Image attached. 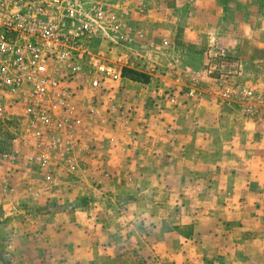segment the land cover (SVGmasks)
Instances as JSON below:
<instances>
[{"label": "crops", "instance_id": "obj_1", "mask_svg": "<svg viewBox=\"0 0 264 264\" xmlns=\"http://www.w3.org/2000/svg\"><path fill=\"white\" fill-rule=\"evenodd\" d=\"M142 2L128 0L125 17L141 66L95 101L82 95L83 143L95 150L80 154L88 171L70 190L61 186L49 222L4 225L18 264L101 255L122 264H264V125L222 101L223 81L205 73L211 53H232L264 92V0ZM128 105L130 120L120 111ZM20 166L3 211L23 201L51 207L59 195Z\"/></svg>", "mask_w": 264, "mask_h": 264}, {"label": "built area", "instance_id": "obj_2", "mask_svg": "<svg viewBox=\"0 0 264 264\" xmlns=\"http://www.w3.org/2000/svg\"><path fill=\"white\" fill-rule=\"evenodd\" d=\"M130 9L128 0H0V208L21 163L46 190L80 170L90 131L82 95L95 101L125 68L141 66ZM218 79L219 97L264 125L256 79L241 65ZM120 111L130 120L136 109Z\"/></svg>", "mask_w": 264, "mask_h": 264}, {"label": "rangeland", "instance_id": "obj_3", "mask_svg": "<svg viewBox=\"0 0 264 264\" xmlns=\"http://www.w3.org/2000/svg\"><path fill=\"white\" fill-rule=\"evenodd\" d=\"M142 3L143 2L141 0L140 6H142ZM129 24H131L130 21H129ZM104 43H105L104 47H107L108 43L107 42H104ZM141 57H142V55L140 54V59H141ZM237 59H239L238 56H236L235 54H232V53H224V52L211 53V55L209 56V62L207 64V67L205 68V73H206V75H209V76L214 77L216 79H218V77L220 76L221 73H224L225 76L226 75H233L234 71L238 67V65H241V63L237 62ZM212 65L216 68L212 69L211 68ZM242 68H243V66H242ZM131 69H134V68H131V67L125 68L124 74H125V72H129ZM210 70H212V72ZM243 70H244V68H243ZM244 72L248 75H253L251 71L244 70ZM124 74H123V76H124ZM138 76L139 77L140 76L146 77L147 74L140 72L138 74ZM257 81L258 80L256 79V83L258 85ZM221 86L222 85H220V87ZM258 87H259V85H258ZM259 89H260V87H259ZM217 91L219 92L220 88H218ZM225 103H229L232 106L235 105L234 103H230V102H225ZM87 152L90 154H93L95 152V150H94V148H92V149H89ZM80 161H81V163H80L81 168L76 174H65V175L62 174L63 176L58 177L59 178V184H56L55 186H53L52 188H50L46 191V192L51 193L52 195H54L55 193L59 195V196H57L58 198L49 196L48 205L53 204L51 207H49V206H45V207L30 206L27 202L23 201V202H20L16 205V208H17L16 211L12 210V212H8V211H3V208H0V264H18V263H16L18 258L15 255V251H14L15 247H13V244H14L13 240L14 239H13L12 235L10 234V232L5 229L7 226H4V225H7V223H9L10 218L12 220L22 221L23 223H25L26 221H28V222L32 221L35 224H37V222H38V224H40L42 222H46V221L49 222L50 220L55 218L54 216L56 215L55 213H57L56 211L58 209L57 208L58 201L56 199H61V186L66 185L65 190L66 191L70 190L72 187V184L70 182L71 178L75 179V177H77L79 174L86 173L90 167L88 161H83L81 158H80ZM61 179H63L65 184H63V182H61ZM95 184H97V182H95ZM53 199H55V200H53ZM4 230H6V231H4ZM40 230H42V229H38V231H40ZM3 231H4V233L1 235V233ZM26 232L23 233V236L26 235ZM31 233L35 234L34 231H32ZM28 235H30L29 232H28ZM43 250H45V249L41 248V252H39V253L33 252V257H35V259L30 258V260H37L38 259L37 257H39L40 255L45 253V252L43 253ZM44 258H45L44 261L48 262L49 260H51L53 258V254L50 253V258H49V254L47 257L44 256ZM31 262H33V261H31ZM77 264H122V263L120 261H118L117 259L112 258L111 256L101 255L95 259H92L89 261L84 260L83 262H79Z\"/></svg>", "mask_w": 264, "mask_h": 264}]
</instances>
